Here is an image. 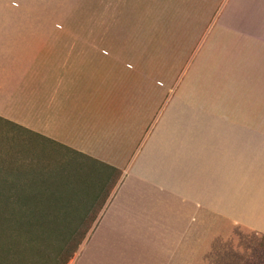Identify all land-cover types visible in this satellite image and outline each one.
Here are the masks:
<instances>
[{
  "label": "crops",
  "instance_id": "1",
  "mask_svg": "<svg viewBox=\"0 0 264 264\" xmlns=\"http://www.w3.org/2000/svg\"><path fill=\"white\" fill-rule=\"evenodd\" d=\"M40 3L0 0V119L43 164L14 176L20 191L67 217L94 212L70 223L67 262L182 264L207 211L264 234V139L249 137L264 128L244 123V76L264 73V0H224L171 76L165 60L72 41Z\"/></svg>",
  "mask_w": 264,
  "mask_h": 264
},
{
  "label": "rangeland",
  "instance_id": "2",
  "mask_svg": "<svg viewBox=\"0 0 264 264\" xmlns=\"http://www.w3.org/2000/svg\"><path fill=\"white\" fill-rule=\"evenodd\" d=\"M41 11L56 17L57 28H70L72 41L101 44L123 58L165 60L170 76L185 67L203 33L220 10L224 0H40ZM63 38V36H62ZM105 52V51H104ZM181 66V68H180ZM244 123L264 128V73L244 76ZM250 138L264 139V130L249 132ZM32 139L16 124L0 119V175L32 176L42 163L33 162ZM47 165L49 163H46ZM3 171L1 172V170ZM31 179L30 181H32ZM6 183V182H5ZM7 202L0 201L6 219L0 216V264H62L69 249L76 243L57 235L58 230L71 231L70 223H90L94 212L86 218H73L69 211L43 210L37 196L36 211L25 215L12 202L11 184H4ZM1 186V182H0ZM33 186V185H32ZM35 186V185H34ZM24 191L23 187H20ZM39 192L40 188H34ZM39 190V191H38ZM0 188V192H1ZM1 195V193H0ZM47 201V200H46ZM24 208V205L21 206ZM18 209V208H16ZM22 210L21 208H19ZM33 212V213H31ZM28 213V212H27ZM28 217L26 220L25 217ZM58 216L57 218H55ZM13 217V218H12ZM16 219V218H15ZM42 224L45 233L25 232L34 227L24 222ZM53 227V228H50ZM40 229L36 226V230ZM50 229L51 234H50ZM77 239L86 225L77 228ZM48 230V232H47ZM67 236V235H65ZM68 237V236H67ZM71 236L68 238L70 239ZM178 251L182 264H264V234L244 225L231 223L220 213L202 212L201 219L191 226ZM67 262L66 264H69Z\"/></svg>",
  "mask_w": 264,
  "mask_h": 264
},
{
  "label": "trees",
  "instance_id": "3",
  "mask_svg": "<svg viewBox=\"0 0 264 264\" xmlns=\"http://www.w3.org/2000/svg\"><path fill=\"white\" fill-rule=\"evenodd\" d=\"M2 171H3V169L1 170V172ZM0 182H1L0 188L2 190L0 192L1 193L0 201H1L2 205H4L5 202H7V204H8V200H6L5 197L3 198L4 194L6 193V189H8V187H6V185H4V184L10 183L11 184L10 188L12 187V189H13V191H11L9 189L7 191V193L10 194V196H11L10 199H9V203L16 202V203H12L11 204L14 207L12 212L16 213V216L13 219L14 223L16 222V225L19 223V219L17 218L18 212H21L22 215L23 214L28 215V214H30L29 211H31V210H33V212L36 211V209L41 210L40 208H36L35 207V203L33 202L34 196L32 194H25L24 191H22V189H21V191L18 189L19 180L17 178H15V177L7 178V177H4V176L0 175ZM23 205H24V208L21 207ZM16 208H18V209H16ZM19 208H21L22 210H20ZM33 212H31V213H33ZM0 216L3 219H6L5 213L2 211V209H1ZM57 217L58 216H56L55 218H57ZM25 218H26V220L28 219L27 216ZM24 223L29 224V226H31V227H34L33 228L34 230H32L30 228V229L26 230L25 232H30L31 233V232L36 231L37 233H40V234L41 233L42 234L43 233L46 234V230H45V228L43 227L42 224L41 225L40 224L36 225L35 221H29V223H27V222H24ZM36 226H39L40 229L36 230ZM50 228H53V227H50ZM51 230L53 231V229H50V234L52 233ZM47 232H48V230H47ZM57 235L59 237L58 239H59V242H60L61 237L66 239V240H68V238L71 236V232L66 230V229H65V231L64 230H62V231L58 230L57 231ZM65 235H67L68 237L65 236ZM76 246H77V244L75 245V247ZM75 247L74 248L72 247V248L69 249L68 254L63 258V263L62 264H65L68 261L69 257L71 256L72 252L74 251Z\"/></svg>",
  "mask_w": 264,
  "mask_h": 264
}]
</instances>
